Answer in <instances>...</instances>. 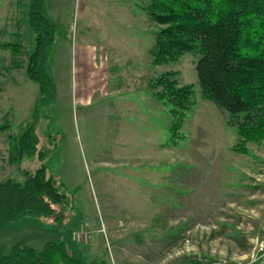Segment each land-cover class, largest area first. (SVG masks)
<instances>
[{
  "label": "rangeland",
  "instance_id": "374dc122",
  "mask_svg": "<svg viewBox=\"0 0 264 264\" xmlns=\"http://www.w3.org/2000/svg\"><path fill=\"white\" fill-rule=\"evenodd\" d=\"M147 3L46 0L54 41L44 70L54 95L39 100L25 74L35 45L29 0H0V181L23 182V170L40 164L36 155L10 159L32 125L50 150L42 162L70 198L63 224L27 216L0 227L3 254L17 242L41 251L63 236L75 255L109 264L255 263L264 240V140L245 154L231 150L235 128L199 94L198 49L152 65L158 26ZM167 71L194 90L176 145L169 106L149 86ZM81 225L85 240L74 242Z\"/></svg>",
  "mask_w": 264,
  "mask_h": 264
},
{
  "label": "trees",
  "instance_id": "16d2710c",
  "mask_svg": "<svg viewBox=\"0 0 264 264\" xmlns=\"http://www.w3.org/2000/svg\"><path fill=\"white\" fill-rule=\"evenodd\" d=\"M45 0H29L28 25L35 45L28 55L25 74L35 82L39 100L54 95V84L44 70L46 48L54 41V26L43 15ZM148 19L158 26L149 48L152 65L176 60L198 49L194 63L199 94L213 102L235 128L231 150L247 153L249 143L264 140V0H148ZM18 51L14 43L5 44ZM176 72L167 71L149 83L155 98L169 106V140H184L180 130L194 101L193 85H178ZM36 130L28 125L12 146L11 160L36 155L40 164L24 169L23 182L0 181V227L24 216L52 219L63 224L69 215L70 198L63 183L42 162L49 153ZM61 237L47 242L41 251L15 243L8 254L0 251V264H109L105 259L87 260ZM181 264H198L181 263Z\"/></svg>",
  "mask_w": 264,
  "mask_h": 264
},
{
  "label": "built area",
  "instance_id": "2783aa9c",
  "mask_svg": "<svg viewBox=\"0 0 264 264\" xmlns=\"http://www.w3.org/2000/svg\"><path fill=\"white\" fill-rule=\"evenodd\" d=\"M83 229L84 227L81 225L79 228H76L72 231L71 238L74 242H80L85 240L86 235H83V233H85ZM253 261L257 262L258 264H264V240H261L258 243L253 257Z\"/></svg>",
  "mask_w": 264,
  "mask_h": 264
},
{
  "label": "crops",
  "instance_id": "0c3cea01",
  "mask_svg": "<svg viewBox=\"0 0 264 264\" xmlns=\"http://www.w3.org/2000/svg\"><path fill=\"white\" fill-rule=\"evenodd\" d=\"M46 6V0L44 1V3H43V7H42V13H43V9H44V7ZM44 15V14H43ZM45 16V15H44ZM46 17V16H45ZM47 18V17H46ZM48 19V18H47ZM25 217H27V216H24V217H22V218H20V219H23V218H25ZM20 219H18V220H20ZM18 220H15V221H18ZM14 221V222H15ZM5 225V224H4ZM1 227H3V226H1ZM26 247V246H25ZM11 248V247H10ZM30 248H33V247H30ZM34 249V248H33ZM91 260H92V258H91ZM99 260V259H98ZM255 262V261H254ZM256 263V262H255ZM254 263V264H255Z\"/></svg>",
  "mask_w": 264,
  "mask_h": 264
}]
</instances>
